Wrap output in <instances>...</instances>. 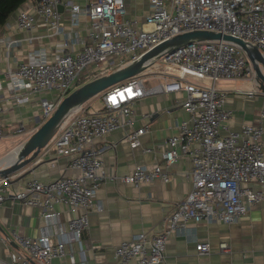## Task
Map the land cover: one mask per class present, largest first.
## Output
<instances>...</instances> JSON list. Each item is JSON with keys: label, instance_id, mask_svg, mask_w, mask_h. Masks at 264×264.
I'll use <instances>...</instances> for the list:
<instances>
[{"label": "built area", "instance_id": "1", "mask_svg": "<svg viewBox=\"0 0 264 264\" xmlns=\"http://www.w3.org/2000/svg\"><path fill=\"white\" fill-rule=\"evenodd\" d=\"M28 3L18 12L19 28L43 26L51 37L62 34L63 8L69 11L74 25L82 15L88 16L89 40L72 51L66 50L67 42L52 53L40 46L32 50L28 60L0 69V136L4 135L2 80L17 105L29 102L33 93L53 92L52 98L40 99L44 121L78 86L139 60L181 33L209 30L229 34L251 47L257 46L264 54V0H149L141 25L130 16L126 0H91L85 5L77 0ZM0 42H4L3 37ZM20 43V39L6 40L7 47ZM144 64L140 73L104 91L99 109L79 112L80 106L62 120L46 145L47 152L68 156L70 166L79 174L49 181L34 177L25 188L12 192L14 199L39 207L41 216L56 228H45L36 236L14 231L21 249L11 251L8 258L0 257V264H65L67 243L80 242L89 228L90 213L97 207L102 209L97 203V191L109 176L104 169L106 146H95V142L121 130L132 148L140 145L149 126L135 127V105L153 92L185 91L183 106L190 118L178 123V131L166 139L165 166L137 165L123 178L136 187L157 178L168 181L170 166L180 158H188L192 168L186 176L192 188L165 217L160 230L133 234L116 245L113 264H167L166 248L172 234L189 236L191 225L201 222L232 224L247 215L251 207L264 202V125L262 121L244 122L235 128L231 122L234 110L228 105L225 90L217 86L220 79L256 76L246 50L224 39H194L176 48H164ZM151 78L160 82L147 86ZM243 93L253 98L264 91L257 80ZM261 117L264 119V110ZM25 126L20 121L13 132L23 133ZM8 182V178L0 177V207L7 197ZM57 204L82 212L70 217L65 227ZM196 249L200 254L213 251L209 241L201 240L196 241ZM219 250L227 252L231 247L221 241ZM75 262L72 253L68 264Z\"/></svg>", "mask_w": 264, "mask_h": 264}, {"label": "crops", "instance_id": "2", "mask_svg": "<svg viewBox=\"0 0 264 264\" xmlns=\"http://www.w3.org/2000/svg\"><path fill=\"white\" fill-rule=\"evenodd\" d=\"M37 2L38 0H29ZM83 5L91 0H77ZM130 16L141 25L149 10V0H126ZM28 0L24 2L9 18L0 32L4 42H0V69L13 67L28 60L34 48L47 47L49 53L67 42V51L78 50L89 40L88 16L82 15L79 23L74 25L70 13L63 9L65 32L53 37L49 36L47 27L37 26L32 30L19 28L17 16L20 9L27 8ZM30 37H33L29 41ZM7 39H20L21 43L7 47ZM257 77L250 74L244 78L220 79L217 86L225 90L228 105L234 110L232 124L240 128L244 122H261L264 119V94L247 97L243 92L256 84ZM200 82L198 79H192ZM160 82L151 78L147 86ZM3 83L2 123L4 135L0 136V167L10 164L6 159L17 158V149L39 128L41 117V97L52 98L53 92L33 93L29 102L15 104L12 92ZM99 96V95H98ZM185 91L153 92L144 96L135 105V127L148 125L149 130L141 136V144L132 148L124 140L121 130L108 134L105 140L96 141L95 146H106L103 159L104 169L109 175L97 191V203L102 209L95 208L89 215L90 225L83 233L80 242L67 243L68 264L73 253L75 264H113L116 245L133 234L142 231H158L162 228L164 219L184 199L192 188V181L186 176L192 168L188 158H180L169 168L170 180L161 178L136 187L125 181L124 176L132 173L137 165L154 167L156 164L165 166L164 143L166 139L178 131L177 125L182 120L190 118L189 111L183 106L186 99ZM97 97V96H96ZM95 98V97H94ZM90 99L82 108L92 111ZM103 104V97H102ZM102 106V105H101ZM100 106V107H101ZM99 107V108H100ZM26 123L23 133H14L18 122ZM107 145H109L107 147ZM111 145V146H110ZM147 148L152 149L147 150ZM15 151V152H14ZM45 146L32 161L9 175L7 197L0 207V257L8 258L13 250L21 249L15 241L13 232L30 236L38 235L43 229L54 230L56 226L41 216L39 207L26 204L12 197V192L25 188L32 178L49 181L60 176L78 175V169L70 166L68 156H58L47 152ZM60 221L67 227L70 217L81 214L82 210L72 211L65 204H57ZM191 235L172 234L167 242V264H264V202H259L247 215L232 224L221 221L201 222L192 224ZM66 238V235H57ZM209 241L212 246L210 254H200L196 249V241ZM227 241L230 251L219 250V243ZM84 251V252H83ZM60 262V260H56Z\"/></svg>", "mask_w": 264, "mask_h": 264}, {"label": "water", "instance_id": "3", "mask_svg": "<svg viewBox=\"0 0 264 264\" xmlns=\"http://www.w3.org/2000/svg\"><path fill=\"white\" fill-rule=\"evenodd\" d=\"M194 39H224L242 46L244 50H246L248 57L254 66L257 80L260 82L261 89L264 91V54L257 46L251 47L243 39L229 34H223L221 32L193 30L181 33L158 45L148 53L144 54L139 60L130 62L124 67H120L110 73L89 80L72 90L60 101L53 114L44 120L39 128L20 146L19 149H17L19 151L17 158L14 159V161L11 160L13 153L6 158L9 159L8 162L10 164L0 167V177H6L9 179V175L12 172L32 161V159L52 140L60 123L72 110L84 105L90 99L102 94L108 88L140 73L146 66L144 62L162 49L167 47L176 48ZM2 163L3 162H1L0 165H2Z\"/></svg>", "mask_w": 264, "mask_h": 264}, {"label": "trees", "instance_id": "4", "mask_svg": "<svg viewBox=\"0 0 264 264\" xmlns=\"http://www.w3.org/2000/svg\"><path fill=\"white\" fill-rule=\"evenodd\" d=\"M27 0H0V32L10 16Z\"/></svg>", "mask_w": 264, "mask_h": 264}, {"label": "rangeland", "instance_id": "5", "mask_svg": "<svg viewBox=\"0 0 264 264\" xmlns=\"http://www.w3.org/2000/svg\"><path fill=\"white\" fill-rule=\"evenodd\" d=\"M102 97H103L102 94H100L97 97L95 96V98H94V100L92 101V104H91L92 109H95V110L99 109V107L102 105ZM86 109L87 108H85V109L81 108V110L79 112H86Z\"/></svg>", "mask_w": 264, "mask_h": 264}, {"label": "bare ground", "instance_id": "6", "mask_svg": "<svg viewBox=\"0 0 264 264\" xmlns=\"http://www.w3.org/2000/svg\"><path fill=\"white\" fill-rule=\"evenodd\" d=\"M18 152H19V151L17 150V151H16V155L18 154ZM5 178H6V177H5Z\"/></svg>", "mask_w": 264, "mask_h": 264}]
</instances>
